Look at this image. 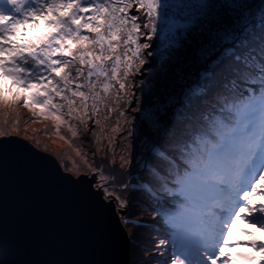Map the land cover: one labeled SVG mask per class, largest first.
<instances>
[{
    "label": "snow or ice",
    "instance_id": "obj_1",
    "mask_svg": "<svg viewBox=\"0 0 264 264\" xmlns=\"http://www.w3.org/2000/svg\"><path fill=\"white\" fill-rule=\"evenodd\" d=\"M40 16L50 31L13 40ZM156 63L160 83L145 86L156 92L136 97L133 69ZM0 73L33 90L11 101L0 92V105L22 102L57 132L73 118L86 124L89 108L118 113L119 164L113 150L111 169L102 160L85 177L99 175L95 190L125 216L133 189L161 197L165 264H235V222L264 228V0H0ZM132 164L136 184L124 179Z\"/></svg>",
    "mask_w": 264,
    "mask_h": 264
},
{
    "label": "water",
    "instance_id": "obj_2",
    "mask_svg": "<svg viewBox=\"0 0 264 264\" xmlns=\"http://www.w3.org/2000/svg\"><path fill=\"white\" fill-rule=\"evenodd\" d=\"M29 140L0 137V264H129L114 202Z\"/></svg>",
    "mask_w": 264,
    "mask_h": 264
},
{
    "label": "rangeland",
    "instance_id": "obj_3",
    "mask_svg": "<svg viewBox=\"0 0 264 264\" xmlns=\"http://www.w3.org/2000/svg\"><path fill=\"white\" fill-rule=\"evenodd\" d=\"M42 18L43 20L40 23H38L37 26L36 24L32 23L35 26V28L31 31L30 34L31 40H35L36 38L40 37L42 34L46 33L47 22L50 17L47 18L43 16ZM23 27L21 29H23ZM6 54L7 52L4 55ZM5 57L8 58L7 56ZM142 70L150 71V78L147 81V86H148L152 84L151 81L152 78L156 76L157 73L159 72L160 65L159 63H156L155 65L152 66L151 69L149 68L148 65L147 66L145 65L143 68H141V71ZM1 74L2 73H0V92L3 93L4 97L8 101L13 100L15 97L19 96L20 94H29L31 91H33L32 89L26 90L25 88L16 84L13 78L10 76H4V78H2L3 76H1ZM144 84L145 82L141 86L143 87ZM147 90L148 88L145 87L144 91L147 92ZM137 91H135V95L136 97H140L141 92L140 91L137 92ZM101 94L104 95L103 93ZM114 96H115V92L113 91L110 93L109 108L116 106L115 104L111 103V100H114ZM125 99H127V97H125ZM124 106L126 107V105ZM135 106H136V100L135 98H133L132 107ZM0 107H2V110H0V120L6 122L7 124L12 125V127L14 128H21L24 131L31 132L32 134H36V136H38V138L43 141L44 146L59 150L67 160L66 162L69 168L68 167L65 168L64 164L58 159V157L52 151L46 148L38 147L36 144L31 142L25 136H21L29 140L37 148L53 154L58 159L63 171L69 172L75 177H78L79 175H77L74 172V170H78V171L85 170L87 168L84 167L83 165L85 166L92 165L91 160L88 158L89 155L87 152L91 154V151H93L94 154L97 155L98 157L99 155L100 156L104 155L106 157V159H104L105 162L104 166H106V164L110 163V161L112 160L113 150H115L116 164L117 165L119 164V156L121 154L120 150H121L124 133L112 131V129L115 128L117 125V121L119 119L118 113L110 112L109 109L104 108L103 105L100 106L101 107L100 116L94 115L91 108H89L88 117H85L86 124L73 118L70 119L69 121L73 127L69 128L68 126H61L59 132L56 131V126L54 121H52L50 118H44L39 116L38 114H34L32 109L25 107L22 102L20 103L18 108H20L24 112H27L28 117L17 116L15 118H12L10 112L12 111L15 112L16 110L15 107L13 108L12 104H4V105H0ZM105 116H108L109 118L105 120ZM65 119H69V118L65 117ZM96 119H99L101 121L100 125L95 124ZM127 127H130V125H128ZM73 129L77 133L75 136H73L72 134ZM82 133H90L92 139L91 147L82 148L81 143L86 142L85 140L82 141V139L79 138V136H81ZM10 135H18V134L13 133ZM2 136H8V135H2ZM130 139L131 138H129V140ZM89 142H91V140L88 141V143ZM130 151L132 150L130 149ZM135 165L136 164H133V166ZM131 176L132 175L128 176L127 180H130ZM85 179L87 180L88 184L93 185L94 191L97 192L95 190L96 186H94L97 185L95 183L96 179L95 180L93 178H89V179L85 178ZM99 198L102 200L104 199L102 195L99 196ZM257 199L264 200V196H259L257 197ZM117 210L119 211L118 208ZM232 238L236 241H240V243H236L234 246H229L226 249V251H230L232 253V259L234 260L235 264H250V261H248L245 258L246 256L256 257L257 260H260L261 257H264V252H261L258 248H254L251 243H246L253 240L258 242H264V228L258 226L257 224L249 223L248 220L246 219H240L235 222V225L232 228ZM154 263H156V261L153 263L149 262V264H154Z\"/></svg>",
    "mask_w": 264,
    "mask_h": 264
},
{
    "label": "trees",
    "instance_id": "obj_4",
    "mask_svg": "<svg viewBox=\"0 0 264 264\" xmlns=\"http://www.w3.org/2000/svg\"><path fill=\"white\" fill-rule=\"evenodd\" d=\"M131 14H136L135 9L132 10ZM42 17L43 16L37 17L36 21H32L31 23L24 25L23 29L20 30V33L18 34V36L13 37V40L20 42V43L31 41L30 34H31V31L35 28L33 24H36L37 26L38 23H40L43 20ZM44 17L48 18V16H44ZM140 22L141 24H143V17H141ZM50 30H51V25L47 22L46 32ZM141 42H143V40H141ZM152 43L155 46V43H156L155 38H153ZM9 55L10 54L7 53L5 56L8 57ZM162 75H163V70L160 68L157 75L154 76L155 79L152 78L151 80L152 84L159 85L160 77ZM1 76H3L2 78H4V76L6 75L1 74ZM129 78H130L129 79L130 83L134 86L132 90L135 92L142 87L141 81H143V83L145 82L143 86L144 88L145 86H147V81L150 78V71L140 70V72H136L135 69H133V72ZM245 87H247V90L249 92L252 91L251 87H248V86H245ZM155 92H156V88L153 87L152 93H155ZM152 93H149L148 90L147 92H145V94L147 95H151ZM114 99H115V96H114ZM19 105L20 103L12 104L13 108L15 107L16 109L15 112L14 111L10 112V115L12 116V118H15L17 116L28 117L27 112H24L23 110L18 108ZM0 110H2V107H0ZM13 133L18 134L20 136H25L31 142L36 144L38 147L46 148L52 151L58 157V159L64 164L65 168L66 167L69 168L66 162L67 160L65 159V157L62 155V153L59 150L44 146L43 141L40 140L38 136H36V134H32L31 132L24 131L21 128H14L12 127V125L7 124L6 122H3L2 120H0V136L10 135ZM79 138L82 139V141L85 140L87 142V143L86 142L81 143L82 148H87V147L92 146L91 145L92 139H91L90 133H82L81 136H79ZM90 140L91 142L88 143V141ZM87 153L89 155L88 158L91 160L92 165L91 167L83 165L87 169L81 170V171L73 169L74 172L79 176L85 177V173H91L92 168L101 166L100 161L102 160L104 161V159H106L104 155H101V156L99 155L98 157L97 155L94 154L93 151H91V154H89V152ZM106 167L111 169L113 166H111V164L108 163L106 164ZM116 172L119 173L120 170L117 168ZM104 174L109 175L110 172L106 171ZM141 174H142L141 168L136 165L133 166L132 164L127 168L124 179L127 180L128 176L132 175L130 180L128 181H130V183L132 184H136ZM85 178L87 179L93 178L94 180L96 179V181H98L99 175L95 177H93L92 175H88ZM94 186L97 187V185H94ZM132 192H133V199H132L131 206L127 209V215L125 216L123 213L120 212L123 225L128 231L130 239H131V254H130L129 264H149V262L153 263L155 261L156 263L154 264H165L167 255L165 256L157 255V250L155 247L160 239H168V231H169L168 227L164 223L162 218L157 216L154 211V209H156L159 206V203L163 201L161 200V197L158 194L148 195L139 187L133 189ZM175 202L177 201L171 198L167 200V203H175ZM115 205L117 206L116 203ZM117 208L119 209L118 206ZM125 220L129 222L125 223L124 222ZM159 251L167 252V251H170V249L166 250L164 248H161Z\"/></svg>",
    "mask_w": 264,
    "mask_h": 264
}]
</instances>
